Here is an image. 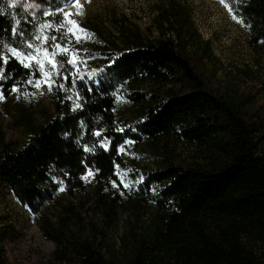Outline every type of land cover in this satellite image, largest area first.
<instances>
[{"label": "rangeland", "instance_id": "obj_1", "mask_svg": "<svg viewBox=\"0 0 264 264\" xmlns=\"http://www.w3.org/2000/svg\"><path fill=\"white\" fill-rule=\"evenodd\" d=\"M15 3V7L8 8L12 25L15 21L19 22L17 27L21 22H30L38 31L43 30L42 40L47 29L42 27L43 18L47 16L45 13H50L47 3H59L62 13L70 11L71 19L87 30V36L77 33L81 35L79 43L75 38L69 41L65 29L56 31L57 37L64 36L57 42L67 44L70 49L63 57L75 56L82 61L73 73L103 69L124 52L168 42L192 63L206 88L215 95H223L234 110L237 111L238 96L243 99L249 96L250 104L264 106V45L260 47L248 41L247 32L232 19L221 0H77L79 6L70 5L68 0H15ZM226 3L232 8L230 1ZM31 40L37 41L36 37ZM33 45L39 51L27 45L14 48L38 55L55 83L49 91L35 61L17 59L6 49L7 57L20 64L21 60L31 64L24 67L28 73L23 79L9 84L8 79H0V146L9 143L13 150L23 148L52 119L61 101L77 105L80 100L76 86L66 81L65 68L57 73L47 63L43 47ZM52 51L59 52L54 47L49 52ZM37 79L41 80L39 88L34 86ZM13 86L16 92L12 91ZM189 90L178 68L162 65L150 74H139L120 84L114 94L113 111L129 122L142 121L150 111ZM197 114H188L185 121L197 123L200 113ZM183 127L188 125L128 139L121 147L123 151H119L123 164L117 168L124 183L116 182V188L112 181L103 183L95 174L82 179L79 187L69 188L64 174L53 170L44 182L52 189L53 199L37 215L27 213L10 190L0 184L3 219L0 227L13 229L4 245L8 263L58 264L53 256L55 242L45 232L49 225L55 233L72 239L78 260L87 255L92 257V264L145 261L149 256L145 245L158 241L156 245L167 263L213 264L206 260L202 248L208 235L205 224L190 223L176 235L161 240L158 233L165 204L162 203L163 207L143 198L138 200L134 192V186L142 180L150 189L149 196L156 198V193L168 182V179H145L148 169H155L158 176H163L169 167L210 169L222 161L220 135L190 138L185 136ZM130 168L134 175L126 179ZM156 235L157 240L152 242ZM251 244L264 260V235L257 229L253 231ZM192 258L198 261L191 263Z\"/></svg>", "mask_w": 264, "mask_h": 264}, {"label": "trees", "instance_id": "obj_2", "mask_svg": "<svg viewBox=\"0 0 264 264\" xmlns=\"http://www.w3.org/2000/svg\"><path fill=\"white\" fill-rule=\"evenodd\" d=\"M225 1H230L233 14L243 21L238 24L247 32L248 41L262 47L264 0ZM47 4L52 15L43 18L42 23L52 27L43 35L50 38L56 36L55 28L58 19L62 21L63 13L57 14L59 3ZM0 9L3 10L0 15V69H3L0 77L8 79L9 84L23 79L28 72L16 59L6 56L4 45L40 44L43 30L38 31L30 22H21L17 34L13 35L7 0H0ZM32 37L40 39L34 42ZM63 59L66 81L80 92L79 107L71 101H61L52 119L23 148L13 150L9 143L0 146V184L10 190L19 205L27 213L37 215L52 201L53 191L44 182L53 170L64 174L69 188L79 187L81 177L89 170L103 183H120L117 168L122 166L123 160L119 149L128 139L188 125L182 128L186 130V137L220 135L218 146L222 161L210 169L169 167L163 176H158L155 169H148L145 179H168V182L156 193V198L149 196L150 189L144 181L137 182L134 192L138 200L165 204L158 233L161 240L176 235L190 223L200 222L208 227L202 245L207 261L264 264L251 244L255 229L264 235V106L250 104L249 96L244 95V99L238 96L237 111L234 110L223 95H215L206 88L192 63L168 42L124 52L103 69L91 68L88 72L73 73L74 68L67 63L71 58L66 55ZM162 65L178 68L190 90L167 100L142 121L129 122L116 116L113 103L117 87L136 75L150 74ZM192 113H200L198 118L194 116L197 123L185 121ZM97 132L99 136L95 135ZM86 147L91 151H85ZM133 175L130 168L125 176L128 179ZM0 224H3L2 217ZM45 229L56 245L53 254L56 263L92 264V257L87 255L78 260V251L67 235L55 233L49 225ZM12 230L6 225L0 227V264H9L4 245ZM153 240H157V235ZM157 243L146 244L148 258L133 264H171L166 262ZM197 261V258L191 259V263ZM100 264L119 263L104 261Z\"/></svg>", "mask_w": 264, "mask_h": 264}, {"label": "snow or ice", "instance_id": "obj_3", "mask_svg": "<svg viewBox=\"0 0 264 264\" xmlns=\"http://www.w3.org/2000/svg\"><path fill=\"white\" fill-rule=\"evenodd\" d=\"M68 3L70 5H77V0H68ZM221 3L224 4V7L228 9V12L229 14L232 16V19L233 20H236L237 23H243L242 20L238 19L236 15L233 14V9L229 6L228 3H224V0H221ZM16 6V3H15V0H8V3H7V7L8 8H12V7H15ZM60 13V9H57V14ZM3 14V10L0 9V15ZM46 15H52L50 13H45ZM77 14H80V13H77ZM71 16H72V13L69 11V12H64L63 13V19L62 21H59L58 19V24H57V27L55 28L56 31H60L61 29H65V32H66V35H67V38L69 39V41L72 39V38H75L76 42L79 43L80 40H81V35H78L77 33H80V34H83L84 36H87V30L83 29L76 21L72 20L71 19ZM13 20L15 21V18L13 17ZM19 22L18 21H15L12 25V33L13 35L17 34V24ZM43 28H51L52 25L50 24H45V25H42ZM21 35H23V33H21ZM36 39H40L39 37H36ZM59 39H64V36H61V37H57V36H52V37H44V39L40 42V47H43V51H44V55H45V59L47 60V63L52 65L53 69L56 70L57 73H59L60 69L64 68V61L63 59H57V55L63 57L65 53L69 52L70 49L68 48L67 44L65 45H61L60 43H58L57 41ZM49 40L51 41V43L49 44ZM27 47L29 49H35L36 51H39V48H37L36 45H33L31 43H27ZM45 45H47V47H45ZM5 49H7V51L9 53H12L14 54L15 58L19 59L21 57H24L26 59H28L30 62L31 61H35V63L37 65H39V68L38 70L41 71L45 77L44 79V83H46L48 85V88H49V91L52 90V87H53V84L55 83L54 80L51 79L50 77V74L49 72L45 71L44 70V62L40 60L39 56L38 55H34L33 52H25V53H21L19 52L16 48L14 47H9L8 45H4ZM50 47H54L55 49H58L59 52L57 53L56 51H52V52H49V48ZM2 55V54H0ZM6 62V61H5ZM82 61H78L76 60L75 56H73L71 59H69L67 61V63L69 65H71V67L75 68L77 66L78 63H81ZM21 63L23 64V66L25 68H28L31 66L30 63H23V60H21ZM0 71H3V69H0ZM69 75H71V73H69ZM3 77H0V79H2ZM67 79V77H65ZM41 85V80L37 79L35 81V87L36 88H39ZM61 88H63L64 86L63 85H60ZM12 91L13 92H16L17 91V88L15 86H13L12 88ZM79 98V97H77ZM69 99H71L69 97ZM75 107H79V105H75ZM95 135L99 136L100 135V132H97L95 133ZM85 151H91V149H88L87 147L84 149ZM119 151H123V149H119ZM94 175V173L92 172V170H89L86 175L82 176L81 179H87V177L89 176H92ZM120 183H124L123 179L121 178L120 180ZM112 186L113 188H116L117 187V183L115 181H112ZM125 187H128L127 184H124ZM61 191H63V189H61Z\"/></svg>", "mask_w": 264, "mask_h": 264}]
</instances>
